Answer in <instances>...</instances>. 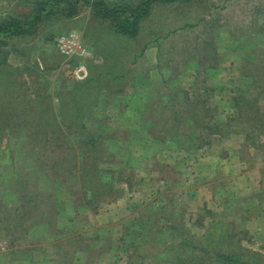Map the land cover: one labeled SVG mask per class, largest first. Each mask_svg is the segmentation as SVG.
<instances>
[{"label": "rangeland", "instance_id": "1", "mask_svg": "<svg viewBox=\"0 0 264 264\" xmlns=\"http://www.w3.org/2000/svg\"><path fill=\"white\" fill-rule=\"evenodd\" d=\"M151 8L135 37L82 5L4 39L0 264L264 263V0ZM32 12L0 0V20ZM43 107L63 130L47 149L29 142ZM174 110L183 140L208 113L211 143L174 141ZM86 167L108 187L82 188Z\"/></svg>", "mask_w": 264, "mask_h": 264}, {"label": "trees", "instance_id": "2", "mask_svg": "<svg viewBox=\"0 0 264 264\" xmlns=\"http://www.w3.org/2000/svg\"><path fill=\"white\" fill-rule=\"evenodd\" d=\"M138 3L135 4L131 2V0H119L115 2H109L107 0H30L31 5L33 7V12L27 16H13L10 15L7 18L0 20V64L3 61L7 60L6 56L8 54L5 53V50L2 48V45L5 43L4 39L14 38V37H22L26 35H33L37 33L39 30V26L45 20L52 19L57 16H65V17H73L77 15L80 11L82 5H86L91 8L93 15L101 20L109 21V29L116 33L119 36H127V37H135L139 32L140 24L143 19L146 18L150 12L151 7L156 2H166L169 0H137ZM5 55H1L2 53ZM10 100V99H8ZM15 104V102L13 103ZM48 108V107H47ZM49 109V108H48ZM42 115L39 114L40 124L36 123L35 125L28 124L29 129V142L34 144L37 142L38 138H44L40 144H44L46 149V143H48V139L51 135L52 138L55 137V133L61 134L63 130L58 128V124L55 123V119L53 115H47V109L45 107L42 108ZM197 113L194 111L192 113L193 117H196ZM205 114L203 120H201V130H199L198 134H188L185 135L184 140L181 139L182 135L178 133L179 126L182 122V117L178 115V111L174 110L171 112V120L172 125L174 126V137L172 139L177 141L181 145H185L186 148L189 149H199L205 145H209L211 143V137L217 133L219 123L215 122L212 126H209L210 119H206ZM16 114H9L7 119L11 122L16 121L14 119ZM238 117H242L240 114ZM237 117V119H239ZM1 118V117H0ZM194 121V120H193ZM192 121V122H193ZM4 123L5 120H2L1 123ZM215 127V129H214ZM242 132L246 136L247 130L246 127L242 129ZM219 133V132H218ZM56 134V135H57ZM177 137V138H176ZM51 138V139H52ZM59 137L56 138V141ZM209 138V139H208ZM193 139L194 141L190 140ZM200 139L202 142H195V140ZM248 139V138H247ZM190 140V141H189ZM186 143V144H185ZM198 143V144H197ZM58 146V145H57ZM61 147V146H59ZM63 147V146H62ZM93 153H97V146L95 142H93V148L91 150ZM61 171L65 169V160H63L60 164ZM94 165L99 166L98 162H94ZM100 168H85L84 176H82V188H86V191L91 185H96V187H100V191L102 188L108 187V185L101 182L99 176ZM20 185L22 187L27 188L28 184L25 181L20 180ZM102 187V188H101ZM103 193V192H101ZM100 192H94L91 194V198L87 200L88 203L94 202L98 203L101 199ZM224 260L228 264H264L259 262H252L243 260L241 257L235 255H223L219 254V260ZM178 261V260H177Z\"/></svg>", "mask_w": 264, "mask_h": 264}]
</instances>
